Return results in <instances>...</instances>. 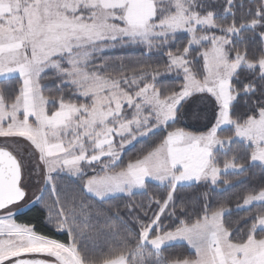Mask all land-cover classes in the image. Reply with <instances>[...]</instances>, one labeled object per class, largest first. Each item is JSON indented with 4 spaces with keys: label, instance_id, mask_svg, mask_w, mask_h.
I'll use <instances>...</instances> for the list:
<instances>
[{
    "label": "snow or ice",
    "instance_id": "1",
    "mask_svg": "<svg viewBox=\"0 0 264 264\" xmlns=\"http://www.w3.org/2000/svg\"><path fill=\"white\" fill-rule=\"evenodd\" d=\"M0 264H264V0H0Z\"/></svg>",
    "mask_w": 264,
    "mask_h": 264
}]
</instances>
